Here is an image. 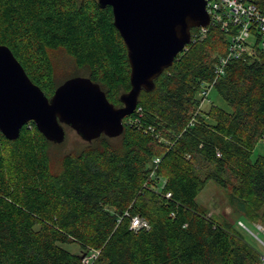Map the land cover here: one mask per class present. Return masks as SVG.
Wrapping results in <instances>:
<instances>
[{
    "label": "trees",
    "instance_id": "1",
    "mask_svg": "<svg viewBox=\"0 0 264 264\" xmlns=\"http://www.w3.org/2000/svg\"><path fill=\"white\" fill-rule=\"evenodd\" d=\"M253 2L264 13V0ZM227 44L208 27L152 90L140 92L135 124L117 138L84 142L55 166L48 149L60 144L32 123L13 141L0 134V264H83L94 252L91 264H263L241 232L208 217L196 201L213 182L237 202L243 221L264 223V158L251 160L264 133V56L230 61L215 82L230 112L211 105L189 123ZM0 45L48 98L56 89L50 55L59 51L86 69L115 107L130 90L126 47L111 9L97 0H0ZM135 216L148 228L131 229Z\"/></svg>",
    "mask_w": 264,
    "mask_h": 264
},
{
    "label": "water",
    "instance_id": "2",
    "mask_svg": "<svg viewBox=\"0 0 264 264\" xmlns=\"http://www.w3.org/2000/svg\"><path fill=\"white\" fill-rule=\"evenodd\" d=\"M97 4L111 9L127 51L130 90L119 96L121 107L111 104L100 86L86 77L67 79L48 98L10 49L0 45V134L6 140L17 139L29 123L52 144L64 141L65 128L85 143L101 135L119 137L140 92L153 89L154 79L190 43V30L209 23L205 0H97Z\"/></svg>",
    "mask_w": 264,
    "mask_h": 264
},
{
    "label": "built area",
    "instance_id": "3",
    "mask_svg": "<svg viewBox=\"0 0 264 264\" xmlns=\"http://www.w3.org/2000/svg\"><path fill=\"white\" fill-rule=\"evenodd\" d=\"M205 2L209 23L206 27L197 28L196 32L190 34V41L204 38L208 27L211 26L218 28L227 36L228 44L225 54L218 58L214 66L213 80L201 85L197 94L199 103L193 117L190 119V124L195 121L197 115L202 113V106L204 102H207L209 90L224 75L225 68L230 61L241 60L249 63L258 60L260 56H264V13L256 8L253 0H205ZM134 113L140 116V108L136 107ZM136 122L137 118L129 124H135ZM158 163L159 158H155L152 162L150 178L154 176ZM165 197L169 198L170 194L167 193ZM130 222V228L133 230L148 228L147 223L136 216L132 217ZM96 254L94 252L88 256H83L82 263L91 264ZM261 260L264 264V256L261 257Z\"/></svg>",
    "mask_w": 264,
    "mask_h": 264
},
{
    "label": "rangeland",
    "instance_id": "4",
    "mask_svg": "<svg viewBox=\"0 0 264 264\" xmlns=\"http://www.w3.org/2000/svg\"><path fill=\"white\" fill-rule=\"evenodd\" d=\"M51 56L52 64V81L55 88L61 85L70 77H86V69H77L73 61L63 52L53 53ZM198 94V93H197ZM196 94V97H197ZM198 98V97H197ZM222 109L230 112V107L224 102L214 88L209 90L207 102L203 103L202 112L207 113L210 107ZM119 106H116V108ZM121 107V106H120ZM135 117H127L123 120V125L131 123ZM85 143L71 130L65 128V138L62 144L52 145L49 147V157L52 166L56 165L57 160L65 153L81 148ZM258 157L264 158V133L262 138L255 144L252 149L251 160ZM150 167V164L149 166ZM164 179H160L158 188L163 185ZM197 203L204 209L207 216L218 221L227 222L233 228L241 232L244 240L264 256V223H254L253 226L242 220L237 202L232 200L227 191L221 189L213 182H208L196 199ZM62 248L70 253H79L80 249L76 244H64Z\"/></svg>",
    "mask_w": 264,
    "mask_h": 264
}]
</instances>
